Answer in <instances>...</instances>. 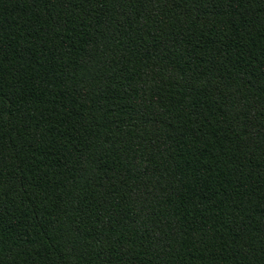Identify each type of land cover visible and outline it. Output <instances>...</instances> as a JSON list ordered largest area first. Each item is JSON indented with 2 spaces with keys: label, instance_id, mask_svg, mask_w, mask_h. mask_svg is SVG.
<instances>
[{
  "label": "trees",
  "instance_id": "16d2710c",
  "mask_svg": "<svg viewBox=\"0 0 264 264\" xmlns=\"http://www.w3.org/2000/svg\"><path fill=\"white\" fill-rule=\"evenodd\" d=\"M0 264H264V0H0Z\"/></svg>",
  "mask_w": 264,
  "mask_h": 264
}]
</instances>
